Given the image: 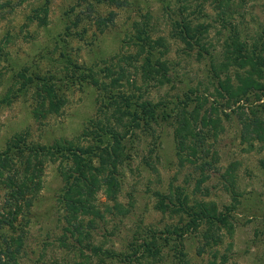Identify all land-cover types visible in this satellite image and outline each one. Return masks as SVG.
<instances>
[{"label":"rangeland","instance_id":"obj_1","mask_svg":"<svg viewBox=\"0 0 264 264\" xmlns=\"http://www.w3.org/2000/svg\"><path fill=\"white\" fill-rule=\"evenodd\" d=\"M219 3L0 0V154L24 149L11 173L33 177L26 184L35 189L25 196L29 207L19 200L17 221L0 227V250L19 249L13 264H264V142L243 140L237 114L242 105L264 119V91L228 104L216 91L208 55H218L220 62L234 29L250 53L264 59V0H227L230 24L224 23ZM111 13L116 14L114 25L100 22ZM182 23H189L192 33L200 24L208 27L204 57L188 51L179 35ZM150 49L154 59L167 63L172 82L154 86L152 81L146 90L135 66ZM41 81L55 86L62 100L57 111L42 100ZM133 82L142 90H134ZM109 94H144L172 117L125 142L128 157L120 165L117 200L102 189L94 211L73 220L63 206L67 161L61 166V159L28 149L62 141L103 146L99 123L107 117L115 122ZM198 96L204 103L201 117L211 113L215 123L206 151L200 148L189 160L185 152L178 154L176 118L183 109L193 110ZM157 192L173 196L174 210L179 197L187 196L192 205L214 202L231 227H214L212 239H206V225L196 229L185 213L160 210ZM9 194L0 184V220L11 208L5 207ZM149 242L157 246L152 253Z\"/></svg>","mask_w":264,"mask_h":264},{"label":"trees","instance_id":"obj_2","mask_svg":"<svg viewBox=\"0 0 264 264\" xmlns=\"http://www.w3.org/2000/svg\"><path fill=\"white\" fill-rule=\"evenodd\" d=\"M219 2L221 8H223L222 19L224 23L230 24L229 14L226 10L227 0H222V2L219 0ZM115 19L116 14L111 13L108 18L100 17V22L105 23L106 26L109 24L114 25ZM39 20H42L41 16ZM189 23L179 25V35L186 44L188 51H196L200 57H204L205 54L209 53L208 45L205 41L208 27L200 24L195 28L197 32L192 33L194 28ZM138 35L139 40H141L143 32ZM144 41H146V38H144ZM157 43H159V40H157ZM144 47L146 48V45ZM148 54L139 67L135 66L144 80L143 87L148 90L152 81H155L154 86H163L171 83L172 80L167 63L154 59L151 49ZM208 55H210V70L217 79L216 91L227 98L228 104L233 100L236 103L242 102L252 91H264V82H262V79H264V59L257 54L250 53L248 45L241 40L236 30H229V36L223 45L220 62L218 61V55ZM133 58L134 56L132 55L128 57L130 60H133ZM232 71H234V75H231ZM41 82L39 90H42V100L44 102L48 101L50 111H57L61 107L62 100L57 96L54 89L55 86L45 81ZM94 83L98 85L96 80H94ZM102 85L104 84L102 83ZM133 89L142 90V87L133 82ZM143 97H145L144 94L141 97L128 96L127 94L124 96L116 95V97L114 94H109L106 97V99L111 100L113 107H115V112L112 114L115 122H112L111 118L107 117L106 120H102L99 123L98 141L99 143L105 142L103 146H87L83 148L75 146L73 142L62 141L50 147L43 146L32 150L28 149L32 152L39 150L52 158L61 159V166H64L62 160L67 161L65 164L66 168H63L62 171L65 182L63 206L68 214H71L73 220L79 219V214H91L94 211V202L97 199L96 194L102 189L105 190L107 197H112L114 201L117 200L121 189V182L118 178L120 165L128 157L125 154L127 147L125 142L136 136L138 131L150 130L152 123H157L165 117H172L171 113L162 108L161 103L153 102L150 99L145 100ZM202 98L198 96L193 110L189 112L183 109L176 118L175 139L178 154L181 156L185 152L186 158L188 157L189 160L191 156L197 157V150L200 148L203 149V152L206 151L205 141L211 131L209 127L215 123V120L210 116L211 113L209 117L207 115L201 117L202 107L204 106ZM237 114L239 115L243 140L247 142H252L253 140L264 142V119H261L258 112L249 109L248 113L244 106L239 105ZM206 128L208 129L207 131L205 130ZM194 143L196 147L192 148ZM15 149L16 151L13 152L12 148H8L0 154V184H3L10 193L6 199L5 207L11 206L9 212L0 220L1 228L17 221L20 213L19 206L21 201L19 200L24 201L25 206L29 207L30 202L25 201V196L35 191V189L26 184L31 182L33 177L25 180L24 177L17 178L15 172L11 173L15 169L18 155L24 153V149H18L17 147ZM97 162L100 167H97ZM26 163H30V159ZM27 168L29 169V167ZM155 195L158 199L157 206L160 210L185 213L186 218L189 219L188 224L196 229L201 225H206L208 227L205 235L206 239H212L213 234H210V232L213 231L214 227L222 226L227 229L231 227L228 216L219 211L214 202L200 201L192 205L189 203L187 196L183 199L179 197V206H176V210H174L173 196L158 192ZM14 203L15 205H13ZM117 207H121V204H117ZM76 232H79V236L83 235L80 230H75ZM79 241L82 242L80 237ZM146 246L149 253H152L153 249L157 247L156 245L152 246L151 242L146 244ZM95 250L98 253L101 251L97 248ZM18 252L19 249L14 251L10 246L1 249L0 264H13L12 261H15ZM105 253L107 254L108 252L105 251Z\"/></svg>","mask_w":264,"mask_h":264}]
</instances>
